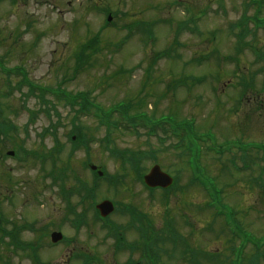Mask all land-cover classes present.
<instances>
[{"label": "rangeland", "instance_id": "374dc122", "mask_svg": "<svg viewBox=\"0 0 264 264\" xmlns=\"http://www.w3.org/2000/svg\"><path fill=\"white\" fill-rule=\"evenodd\" d=\"M105 8L116 16L109 28ZM239 20L244 25L232 27ZM149 23L150 33L144 27ZM100 32L90 67L75 75L81 44ZM0 57L5 69L14 71L7 76L0 67V111L18 129L0 144V219L32 225V232L19 238L37 249L46 242L43 262L66 264L73 248L115 258L110 250L115 239L106 230L97 224L76 231L64 208L62 198L79 202L71 190L74 177L84 178L81 192L89 188L87 178L93 180L83 166L87 148L71 141L77 132L87 134L90 158L106 168L107 177L98 181L100 198L136 208L156 227L172 219L184 240L211 251L229 243L223 219L214 223V232L205 230L212 213L207 201L215 198V206L222 209L219 202L230 211L243 233L247 229L264 239V188L251 181L264 177V101L258 98L264 99V0H0ZM24 74L41 86L36 95L50 87L44 88L45 99L25 98L30 89ZM17 84L23 90L10 91ZM59 87L73 96L91 93L103 112L125 103L132 119L120 113L108 119L86 115L73 127L71 118L80 108L66 107ZM46 128L56 137L48 134L41 141ZM108 141L119 153L106 150ZM21 145L30 158L6 157L4 150ZM196 148L198 155L192 153ZM127 160H141L146 175L159 165L178 185L151 192ZM111 219L120 225L128 221L121 212ZM41 227L49 231L43 238L33 232ZM17 229L12 226L5 242L15 241ZM53 230L71 241L60 246L61 254L60 247H49ZM127 238L135 241L137 233ZM13 248L4 249L10 264L31 263L22 251L11 253ZM123 255H116L122 256L119 261Z\"/></svg>", "mask_w": 264, "mask_h": 264}, {"label": "flooded vegetation", "instance_id": "af4514ba", "mask_svg": "<svg viewBox=\"0 0 264 264\" xmlns=\"http://www.w3.org/2000/svg\"><path fill=\"white\" fill-rule=\"evenodd\" d=\"M139 216L136 218L138 224L140 222L142 223V214L137 213ZM109 221L113 222V219L107 218ZM152 226L148 228V232H151V238L152 241L158 240L159 237V228L156 227L153 223L151 222ZM119 226L120 231H132L134 230V227H127L126 225ZM246 226V225H245ZM250 227V226H249ZM137 228V227H136ZM226 234H228L229 237V243H226V246H219L216 248V250L211 251L207 250L202 247H198L197 244L191 243V241L187 240H182L178 241L177 243L179 244L180 247L183 248L184 250V255H180L177 253L175 255V252L173 256L171 257V264H256V250L254 246H250L247 243H244V247L242 250H239L241 242L239 238H237L231 231L226 228ZM124 232H119V235H121V239L127 238V235H123ZM250 232V231H249ZM180 233H182L180 231ZM182 235V234H181ZM62 243V242H61ZM59 243V245H62V247L69 245L70 242H64V243ZM73 244H76L77 241H72ZM122 244H125V242H121ZM115 247L110 249L113 254H127L128 256H123L124 260L119 261L122 256H116L115 258L112 256L110 258L104 257L103 259L96 255L92 254L90 255L89 251L87 248H73L72 251L70 250V256L72 253V258L68 257V262L66 264H94L91 261L97 262V264H112V260H114L113 264H155L156 259L153 258V256H148L145 257V253L148 251L143 250V238L142 234L137 233V238L134 241L133 244L127 243L123 247L119 248L117 246L116 242H114ZM129 245L130 249H127L126 246ZM61 248L60 254L62 251H64ZM119 248V249H118ZM212 253L211 255H208ZM116 260V261H115Z\"/></svg>", "mask_w": 264, "mask_h": 264}, {"label": "water", "instance_id": "95a60500", "mask_svg": "<svg viewBox=\"0 0 264 264\" xmlns=\"http://www.w3.org/2000/svg\"><path fill=\"white\" fill-rule=\"evenodd\" d=\"M145 179H146V183L149 186H157L158 185V186L166 187L172 183L171 178L168 175H165L164 173H162L158 166L153 168L150 175H147V177ZM98 209H101L103 214H107L112 210V205L108 202H105L102 205H100ZM58 238H59V236H57V235L53 236V239L56 242H57Z\"/></svg>", "mask_w": 264, "mask_h": 264}, {"label": "trees", "instance_id": "16d2710c", "mask_svg": "<svg viewBox=\"0 0 264 264\" xmlns=\"http://www.w3.org/2000/svg\"><path fill=\"white\" fill-rule=\"evenodd\" d=\"M74 102H76V101H72L71 103H74ZM85 108V107H84ZM4 129H6L5 128V126H1L0 125V142H1V140H2V135L5 133V130ZM8 135H5V137H7ZM79 136H80V133H78V137L77 138H79ZM133 164V166L135 165L136 166V163H132ZM91 191V189H88L87 190V192H90ZM15 241H16V238H15Z\"/></svg>", "mask_w": 264, "mask_h": 264}]
</instances>
